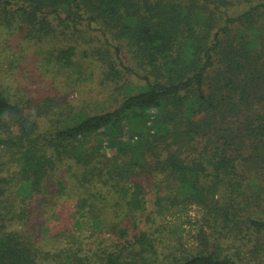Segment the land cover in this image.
<instances>
[{
    "label": "trees",
    "instance_id": "16d2710c",
    "mask_svg": "<svg viewBox=\"0 0 264 264\" xmlns=\"http://www.w3.org/2000/svg\"><path fill=\"white\" fill-rule=\"evenodd\" d=\"M82 25L104 37L106 48L91 56L114 82L136 75L120 59L126 48L143 83L123 86L110 110L57 108L55 127L44 129L39 119L55 101L32 104L0 89V153L10 155L0 178V264L48 260L17 229L8 190L22 203L43 193L65 161L86 193L76 208L88 207L111 240L90 255L68 249L65 264H264V0H0V28L50 43L61 68L74 65L75 47L60 44ZM142 177L156 179V212L197 205L212 234L200 231L191 252L160 257L138 226Z\"/></svg>",
    "mask_w": 264,
    "mask_h": 264
},
{
    "label": "rangeland",
    "instance_id": "374dc122",
    "mask_svg": "<svg viewBox=\"0 0 264 264\" xmlns=\"http://www.w3.org/2000/svg\"><path fill=\"white\" fill-rule=\"evenodd\" d=\"M102 38L95 26L82 25L78 31H73L72 36L60 44L64 47L72 43L75 47L74 65L65 69L55 65L54 58H49L50 43H31L20 32L0 28V89L23 95L32 104H40L47 98L55 101L51 114L39 119L41 129L55 127L51 122L60 118V114L55 113L58 109L59 112L83 111L87 114L113 109L123 98V86L142 84L141 76L145 72L137 67L126 48H121V61L132 67L136 75L123 73V79L114 82L105 65L91 56L106 48ZM52 115L59 116L53 119ZM9 160V154L0 153V178L9 174L6 170ZM79 179L80 173L72 169V161H65L49 179L43 193L22 203L24 197L17 195L13 187L8 190L12 193L9 199L14 202L17 229L33 241L41 254H49L48 260L38 259L40 264H65L63 258L68 249L90 255L111 243L105 230L92 225L90 214L84 212L88 207L76 208L79 199L86 194ZM155 180L151 177L137 180L144 187L147 203L145 213L138 216L139 230H145L156 239L160 257L191 252L198 246L200 231L212 234L204 223L205 213L193 205L171 208L159 214L154 203ZM220 242L225 251H235L232 240L221 239Z\"/></svg>",
    "mask_w": 264,
    "mask_h": 264
}]
</instances>
